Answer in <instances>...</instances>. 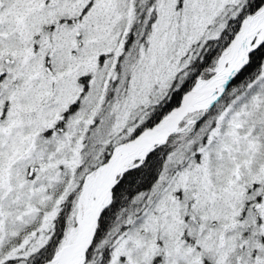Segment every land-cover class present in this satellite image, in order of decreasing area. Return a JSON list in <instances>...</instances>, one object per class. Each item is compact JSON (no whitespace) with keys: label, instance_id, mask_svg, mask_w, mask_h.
<instances>
[{"label":"snow or ice","instance_id":"snow-or-ice-1","mask_svg":"<svg viewBox=\"0 0 264 264\" xmlns=\"http://www.w3.org/2000/svg\"><path fill=\"white\" fill-rule=\"evenodd\" d=\"M0 264H264V0H0Z\"/></svg>","mask_w":264,"mask_h":264}]
</instances>
